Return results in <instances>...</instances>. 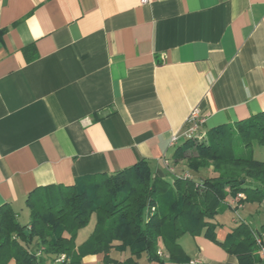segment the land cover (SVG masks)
<instances>
[{
  "label": "crops",
  "instance_id": "1",
  "mask_svg": "<svg viewBox=\"0 0 264 264\" xmlns=\"http://www.w3.org/2000/svg\"><path fill=\"white\" fill-rule=\"evenodd\" d=\"M195 107L200 130L264 111V0H0V206L20 224L45 186L140 160L169 182L190 175L173 154ZM214 222L216 241L177 238L182 262L160 242L154 260L112 247L80 264H248L219 242L240 223L264 234V202ZM252 259L264 264L257 248Z\"/></svg>",
  "mask_w": 264,
  "mask_h": 264
},
{
  "label": "trees",
  "instance_id": "2",
  "mask_svg": "<svg viewBox=\"0 0 264 264\" xmlns=\"http://www.w3.org/2000/svg\"><path fill=\"white\" fill-rule=\"evenodd\" d=\"M200 134L185 137L176 146L174 162L184 161L190 175L175 176L173 183L153 174L148 163L140 160L114 173L30 193L25 225L9 205H1L0 264L11 259L15 264H43L45 257L53 260L62 254L68 264H80L83 256L107 253L112 247L129 248L133 255L146 252L154 260L160 242L170 259L182 262L183 252L176 242L180 235L202 234L216 241L215 216L225 206L237 209L226 201L228 195L241 205L264 202V162L235 152L238 146L249 149L254 141L264 144V111ZM206 169L209 175L201 176ZM238 193L244 197L237 198ZM92 217V231L76 246L78 231ZM219 243L248 264L257 248L254 233L244 223Z\"/></svg>",
  "mask_w": 264,
  "mask_h": 264
},
{
  "label": "built area",
  "instance_id": "3",
  "mask_svg": "<svg viewBox=\"0 0 264 264\" xmlns=\"http://www.w3.org/2000/svg\"><path fill=\"white\" fill-rule=\"evenodd\" d=\"M142 2H146L147 0H141ZM186 123L188 124V128L185 132V137H200V127L202 126V124L204 123V117H202L199 113V110L197 107L193 108L191 110V112L189 113V115L186 118ZM175 140V138L173 139V141ZM184 176H188V175H184ZM243 194L242 193H238L237 194V198H243ZM232 205L236 206V208L238 209L239 207H241V204H237L235 200H232ZM236 209V210H237ZM254 241H255V245L257 246V249L259 251L260 254V258L264 261V234H254ZM55 261L60 262L61 264H68L65 255H60L58 256Z\"/></svg>",
  "mask_w": 264,
  "mask_h": 264
},
{
  "label": "rangeland",
  "instance_id": "4",
  "mask_svg": "<svg viewBox=\"0 0 264 264\" xmlns=\"http://www.w3.org/2000/svg\"><path fill=\"white\" fill-rule=\"evenodd\" d=\"M205 129H202L201 130V133H205ZM190 152V151H189ZM236 153L240 154V155H247V154H250L252 155V157L258 161H261V162H264V144H260L256 141H254L251 145V147L248 149V148H245L243 146H238L236 147V150H235ZM169 164V163H168ZM174 166V165H173ZM171 171V169H170ZM209 175V171L206 169V170H202L201 171V176L203 177H207ZM171 181L170 183H173V178H170ZM94 223V219L92 218L90 220V224L89 226H87L86 228L82 229V232H85L87 231L91 225ZM94 226V225H93Z\"/></svg>",
  "mask_w": 264,
  "mask_h": 264
},
{
  "label": "water",
  "instance_id": "5",
  "mask_svg": "<svg viewBox=\"0 0 264 264\" xmlns=\"http://www.w3.org/2000/svg\"><path fill=\"white\" fill-rule=\"evenodd\" d=\"M28 230H24V233L27 234Z\"/></svg>",
  "mask_w": 264,
  "mask_h": 264
}]
</instances>
